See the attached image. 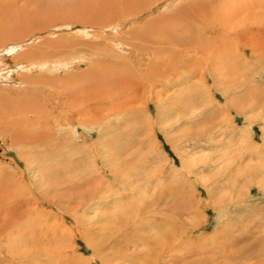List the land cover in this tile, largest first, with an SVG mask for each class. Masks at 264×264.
<instances>
[{
	"label": "rangeland",
	"instance_id": "1",
	"mask_svg": "<svg viewBox=\"0 0 264 264\" xmlns=\"http://www.w3.org/2000/svg\"><path fill=\"white\" fill-rule=\"evenodd\" d=\"M139 1L114 9L115 28L91 24L87 37L83 15L109 16L113 0H0V34L20 25L33 36L14 57L31 43L63 45L62 37L99 52L47 75L83 74L66 90L73 126L64 125L66 108L47 113V95L34 97L37 117L20 114L24 93L35 90L0 82L16 90L0 91V264H264V0H213L207 10L201 0ZM41 3L51 8L38 12ZM160 14L167 22L145 54L140 34ZM225 17L228 37L210 38ZM116 32L121 56L103 38ZM165 37L171 47L155 53ZM197 47L204 59H193ZM103 64L107 72L96 73ZM94 122L91 133L77 125ZM15 131L46 139L13 144Z\"/></svg>",
	"mask_w": 264,
	"mask_h": 264
},
{
	"label": "bare ground",
	"instance_id": "2",
	"mask_svg": "<svg viewBox=\"0 0 264 264\" xmlns=\"http://www.w3.org/2000/svg\"><path fill=\"white\" fill-rule=\"evenodd\" d=\"M87 1V0H86ZM139 0H113V2H115V4H114V6H113V13L112 14H110L109 16H106V15H108V14H106V15H102V16H98V14H96V15H94V12H95V10H93V9H89V10H87V13H89V15H86V17L83 15V17H82V19H83V22H82V25H83V27L82 28H80V30H82V32H83V35L84 36H86V34H87V31H88V33H89V28H91V24H95V25H97L98 26V28L99 29H101V30H105L106 28H111L112 29V27L113 28H115L117 25H118V22H116V21H114L115 20V18H116V20H117V14L116 15H114V13H116V12H118V9L117 10H114V9H116L117 7H119V6H125V8H126V12H129V11H132L133 9L132 8H134L133 7V5L132 4H136V2H138ZM141 1V0H140ZM139 1V2H140ZM145 1V0H144ZM160 1V0H159ZM178 1V0H177ZM96 2V1H95ZM99 2V1H98ZM123 2V3H122ZM143 2V1H142ZM149 2H151V0L149 1ZM100 3H101V1H100ZM154 3V2H153ZM156 3V2H155ZM158 3V2H157ZM163 3V2H162ZM200 4H202L203 5V7L205 8V10H207L209 7H210V5L211 4H213V0H201L200 2H199ZM5 4V3H4ZM41 4H43V3H41ZM57 4V3H56ZM91 4V3H90ZM152 4V3H151ZM204 4H206V5H204ZM44 5V4H43ZM46 5V4H45ZM44 5V7H40V8H38V12H43L44 13V11H45V9H49V8H51L50 6H48V4H47V6H45ZM149 6H150V3H149ZM148 6V7H149ZM152 6V5H151ZM175 6V5H174ZM141 7V6H140ZM182 7H184V6H182ZM181 7V8H182ZM56 8V7H55ZM68 8V7H67ZM152 8V7H151ZM157 8V7H156ZM155 8V9H156ZM186 7H184L183 9H185ZM40 9V10H39ZM121 9V8H120ZM140 9H142V8H140ZM165 9H166V7H165ZM68 10V9H67ZM144 10V9H143ZM148 10V9H147ZM154 10V9H153ZM49 11V10H48ZM62 11H64V10H62ZM73 11H75L74 10V8H73ZM72 11V12H73ZM152 11V10H151ZM163 11V10H162ZM161 11V12H162ZM59 12H60V10H59ZM71 11H70V15H71V13H72ZM134 12V11H133ZM160 12V13H161ZM166 12H168L169 13V11H166ZM242 12V11H241ZM46 13V12H45ZM75 14H76V12H74ZM167 13V14H168ZM183 13V12H182ZM181 13V14H182ZM231 13V12H230ZM60 14V13H59ZM62 14H64V13H62ZM91 14V15H90ZM163 14H165V13H163ZM181 14H179V15H181ZM20 15V14H19ZM36 15V14H35ZM55 15V14H54ZM61 15V14H60ZM74 15V14H73ZM125 15V14H124ZM136 15V14H135ZM178 15V14H177ZM176 15V16H177ZM183 15H184V13H183ZM224 15V14H223ZM227 14H225V16H226ZM18 16V15H17ZM16 16V17H17ZM20 16H23V15H20ZM78 16H79V14H78ZM145 16H147V15H145ZM169 16V15H168ZM174 16V15H173ZM228 16V15H227ZM41 17V16H40ZM63 17V16H62ZM68 17V16H67ZM81 17V16H80ZM85 17V18H84ZM126 17V16H125ZM129 17H130V15H129ZM149 17V16H148ZM152 17V16H151ZM175 17V16H174ZM229 17H231L230 15H229ZM166 18H167V16H166ZM222 18H223V16H222ZM9 19V18H8ZM16 19V18H15ZM17 19H18V17H17ZM21 19H22V17H21ZM85 19V20H84ZM126 19H127V17H126ZM144 19V22H145V18H143ZM226 17L221 21V22H217L214 26H211L210 28H209V32H211L212 34H213V37H210V38H213V39H215V38H217V39H221V38H223V39H225V38H227L228 37V35H226V33H224L225 32V30H227L226 29V26H227V22H226ZM137 20V19H136ZM150 21H148L147 22V24L145 25L146 27H151V26H155V25H157L159 22H161V21H163V20H165L166 21V19H165V16H163V15H157V16H155V17H153L152 19L150 18L149 19ZM168 20H169V17H168ZM18 21V20H17ZM25 21V20H24ZM23 19H22V24H23ZM71 21V20H70ZM118 21V20H117ZM181 21H184L183 20V18H181ZM77 22V21H76ZM167 22V21H166ZM172 22V21H171ZM75 23V22H74ZM174 23H176L175 22V20H173V24ZM181 23V22H180ZM180 23H179V21H178V23H176L177 24V26H179L180 25ZM1 24H3V23H1ZM6 24V23H5ZM10 24V23H9ZM47 24V23H46ZM105 24H109V25H111V26H104ZM173 24H169L170 25V27L173 25ZM24 25V24H23ZM69 26H70V28L71 27H73V25L72 24H68ZM68 25H63L65 28H68ZM176 26V25H175ZM174 26V27H175ZM177 26L175 27V30L174 29H172V27H171V29L172 30H174V31H176L177 32V30H176V28H177ZM181 26V25H180ZM26 27H28V26H26ZM25 27V28H26ZM75 27V26H74ZM136 27V26H135ZM142 27H144V26H142ZM1 28V27H0ZM18 28V29H17ZM20 28V29H19ZM57 28V27H56ZM119 28V27H118ZM139 28H140V25H139ZM152 28V27H151ZM154 28V30L152 31V29L151 30H144V32L142 33V35L140 34V37H139V44H142L143 46H144V49L142 48L141 50L142 51H144L145 52V54H149L151 51H149V49H146V47H149V46H147V45H144L145 44V42L147 43H151V41H152V39H151V33H153V37H155L154 36V34L156 33V31L160 28V26H158L157 25V27L155 26V27H153ZM168 28H169V26H168ZM2 29V28H1ZM12 29V30H11ZM11 29H6L5 31H3L1 34H0V82H3V84L4 83H7L8 84V82H7V80L9 79L10 81H9V83H14L15 84V86L16 85H22L21 87L22 88H24L26 91H28V90H30V91H34L33 93H29V92H26V93H24V97H23V99H22V104L24 105V107H21V100H20V102H19V105H18V107H16L17 109H18V111H19V113L20 114H23V115H28V116H35V117H37V115H38V110L41 112V110L40 109H38L37 108V105H36V103H35V99H34V97H38L39 98V95L40 96H42V95H47V98L48 99H51L50 101H51V103H52V105L50 106V109H49V112H47L46 110V112L48 113V114H50V113H52V112H54L55 110H57V109H59V110H61V112H62V110L64 109V108H66L68 111H69V99L70 98H68V94H67V92H66V90L70 87V86H72L73 88H75L74 86H76L75 84H72V83H76V81L78 80V82H79V80L81 81V76L83 75V74H72V75H70V76H66V77H64V78H61L60 79V81H57V79H55V78H51V77H48L47 75H53L54 74V72H67V71H71L73 68V64H76L77 65V63L78 64H80V62L81 61H83V60H89V62L91 61V59H92V56H93V58H95L96 60H97V57H98V53L96 52H94L95 54H91V55H88V53H87V51L89 50V49H87V47H88V42H85V41H81L80 42V44H81V46H79L80 44H79V42H77V40L75 39L74 41H76V42H73L72 40H73V38H72V40H69L68 39V37H62V39H60L59 41L60 42H62V44L63 45H60L57 41H56V45L53 43V42H47L46 40L45 41H40L39 43H31V44H29V45H27L25 48H26V50H24L23 52H21L20 53V55L19 56H17V57H14L13 56V53H14V51L16 50V49H19L20 47H23V44L25 45V43L26 42H28V41H30L31 39H33L32 37L33 36H29V35H25L24 33H22L23 32V29H22V26H20V25H12L11 26ZM170 29V30H171ZM183 29V26L181 27V31H183L182 30ZM115 31H117V29H115ZM185 31V30H184ZM97 32V31H96ZM100 32V31H99ZM103 32H105V31H103ZM170 32H172V31H169V33ZM176 32H174V33H176ZM34 33H37V31H35V32H33L32 34H34ZM101 34H102V31L100 32ZM117 34L119 33V32H116ZM125 33V32H124ZM160 33H161V31H160ZM174 33H172L173 34V36H175L176 34H174ZM178 34H179V30H178V32H177ZM181 33V32H180ZM129 34H131L130 32H129ZM165 34V33H164ZM178 34H177V36H178ZM92 36V34H88L87 35V37H89V36ZM94 35H95V33H94ZM124 35V34H123ZM132 35V34H131ZM171 35V34H170ZM245 35V34H244ZM132 36H134V35H132ZM195 36H197V34L195 35ZM99 37V36H98ZM119 34L118 35H116V36H113L112 34L111 35H109V37H108V35H106V36H104L103 38H104V41H109V40H111L112 42H117L116 43V47H117V49L118 50H113V48H112V50H109V52H111L112 54H113V56H121L122 54H120V52L121 51H123V39L121 40V38L119 37ZM163 37V36H162ZM176 37V36H175ZM101 38V37H100ZM123 38V37H122ZM127 38V37H126ZM133 38V37H132ZM138 38V37H137ZM161 38V37H160ZM177 38H179V37H177ZM182 38V37H181ZM180 38V39H181ZM197 38V37H196ZM84 39H86V37L84 38ZM130 39L131 38H129L128 39V41H130ZM136 39V38H135ZM135 39H132V41L133 40H135ZM183 39H186L187 40V38H183ZM87 40V39H86ZM96 40H98V38L97 37H95V36H93V37H91V40H90V42L91 41H96ZM99 40H101V39H99ZM116 40V41H115ZM137 40V39H136ZM161 40H163L162 38H161ZM38 41V40H37ZM131 41V42H132ZM138 41V40H137ZM141 41V42H140ZM173 41V38L172 39H169L168 37H165V39H164V42H163V44L161 45V44H159L158 42V45L159 46H156L155 48V50H154V52L155 53H157V52H159V53H162L163 52V47H169L170 46V44L171 43H173L172 42ZM180 41V40H179ZM135 42V41H134ZM189 42V41H188ZM107 43V42H106ZM105 43V44H106ZM128 43V42H127ZM147 43V44H148ZM161 43V42H160ZM190 43V42H189ZM27 44V43H26ZM70 44L72 45H74L73 47L77 50V54H71L70 52H69V48H70ZM91 44V43H90ZM93 44V43H92ZM129 44V43H128ZM128 44H126V46H128ZM151 44H153V43H151ZM150 44V45H151ZM175 44V43H174ZM182 44H183V42H182ZM181 44V45H182ZM186 44V43H185ZM93 45H95V44H93ZM92 45V46H93ZM109 45H111V44H109ZM154 45V44H153ZM99 46H101V44L99 45ZM112 46H113V44H112ZM125 46V45H124ZM141 46V45H140ZM173 46V45H172ZM108 47V46H107ZM137 46H135V48H136ZM171 47V46H170ZM24 48V47H23ZM73 48V49H74ZM242 48H243V46H242ZM92 49V48H91ZM90 49V50H91ZM105 49H107V48H105ZM105 49H103V50H105ZM140 49V48H139ZM226 49V48H225ZM98 50V49H97ZM125 50V49H124ZM138 50V49H137ZM140 50V51H141ZM151 50V49H150ZM243 50V49H242ZM107 51V50H106ZM120 51V52H119ZM175 53L178 55V57L180 58H184V56L182 55V49L180 50H178V49H176L175 48ZM185 51H187L186 53L188 54V50H185ZM194 51V53H192V57H193V59H194V57H197L198 59L199 58H203L204 59V52H205V48H202V49H198V47L196 48V49H194L193 50ZM75 52V51H74ZM92 52H93V49H92ZM124 52V51H123ZM166 52V51H165ZM191 52V51H190ZM104 53V52H103ZM139 53V52H138ZM173 53V52H172ZM181 53V54H180ZM18 54V53H17ZM151 54V53H150ZM104 55V54H103ZM108 55H110V54H108ZM108 55H106V56H108ZM134 55H136L137 56V54H134ZM172 55V54H171ZM143 56H144V54H141V56L139 57V58H143ZM219 57H221V55H219ZM128 59H130L129 57H127ZM150 58V57H149ZM153 58V57H152ZM156 58V57H155ZM179 58H178V60H179ZM111 59V58H110ZM109 59V60H110ZM117 59V58H116ZM126 59V58H125ZM154 59V58H153ZM166 58H164L163 60H165ZM170 58H168V60H169ZM176 59V58H175ZM98 60H99V58H98ZM103 60H104V58H103ZM119 60V59H118ZM117 60V61H118ZM121 60V59H120ZM133 60V59H132ZM139 60V59H138ZM137 60V61H138ZM145 60V59H144ZM151 60V59H150ZM161 60V59H160ZM184 60H186V59H184ZM228 60V59H227ZM104 61H106V60H104ZM134 61V60H133ZM142 61V60H141ZM140 61V63H143V62H141ZM182 61V60H181ZM111 62V61H110ZM150 62V61H149ZM165 62V61H164ZM163 62V63H164ZM172 62V61H171ZM186 62V61H185ZM189 62V60L187 61V63ZM191 62V61H190ZM106 63V62H105ZM116 63V62H115ZM136 63V62H135ZM139 62H138V64H140ZM177 63V62H176ZM182 63H184V61L182 62ZM102 64V63H101ZM152 64V63H151ZM156 64V63H155ZM158 64V63H157ZM165 64V63H164ZM146 65V64H145ZM184 65V64H183ZM140 66V65H139ZM142 66V65H141ZM144 66V65H143ZM146 66H148V64L146 65ZM154 66V65H153ZM152 66V67H153ZM163 66V65H162ZM172 67V66H171ZM146 69V68H145ZM172 70V69H171ZM95 70H93L92 71V73L94 72ZM13 72L15 73V72H19V75H17L16 77H18V78H15V75H14V78H12L11 77V75L13 74ZM96 73H99V74H102L103 72H104V74H105V72H107V68L104 66V64H103V66L101 65V67H99V69H97L96 71H95ZM167 72H168V70H167ZM169 72H170V70H169ZM23 73H25V75L23 74ZM40 73V74H39ZM53 73V74H52ZM111 73V72H110ZM167 74V73H166ZM86 75V74H85ZM163 75V74H162ZM85 77V76H84ZM106 77V76H105ZM89 78V77H88ZM100 78V77H99ZM59 79V78H58ZM12 83V84H13ZM13 84V85H14ZM20 87V86H19ZM71 87V88H72ZM16 88V87H15ZM19 89V88H18ZM53 90H55V92H53ZM0 91H2V92H6V93H8L9 94V96L10 95H12V94H16V93H14L16 90H14V89H12V87H8V86H4V85H2V86H0ZM79 92V91H78ZM82 92V91H81ZM76 94V93H75ZM21 95V94H20ZM70 95H71V92H70ZM18 96H19V94H18ZM15 97V96H14ZM16 97H17V95H16ZM51 97V98H50ZM7 99V98H6ZM19 99H21V97L19 98ZM44 100L46 99V96H45V98H43ZM47 99V100H48ZM16 100H17V98H16ZM71 100H73V99H71ZM25 101V103H23ZM38 101V100H37ZM43 101V100H42ZM72 103V102H71ZM45 104H46V102H45ZM72 104H74V103H72ZM85 104V103H84ZM84 104H83V106H84ZM47 105V104H46ZM46 105H45V107H46ZM175 105V104H174ZM79 106H82V105H79ZM49 107V106H48ZM0 108L2 109V108H5L4 107V105H1L0 104ZM38 110H37V109ZM83 108V107H82ZM93 108V107H92ZM175 108H176V105H175ZM42 110H44V109H42ZM48 110V109H47ZM176 110V109H175ZM23 111V112H22ZM31 111H35L36 113L35 114H32L31 113ZM45 111H43V112H45ZM68 111H66L67 113H66V115H65V122H64V125H69V126H73V124H72V120H71V118H70V116H73V115H71L70 114V111L68 112ZM96 111V110H95ZM177 111V110H176ZM180 110H178V112H179ZM15 112H16V110H15ZM39 112V113H40ZM80 112H81V110H80ZM42 114V113H41ZM75 114H76V112H75ZM1 115V114H0ZM8 116V115H7ZM40 116H42V115H40ZM46 117V116H45ZM12 118V117H11ZM31 118V117H30ZM34 118V117H33ZM44 118V117H43ZM50 118V117H49ZM97 118V117H96ZM99 118V117H98ZM29 119V118H28ZM42 119V118H41ZM47 119V118H46ZM4 121V120H3ZM103 122V121H102ZM2 123V122H1ZM35 123V122H34ZM33 123V124H34ZM41 123V122H40ZM104 123V122H103ZM99 122L97 123H92L91 125H85L84 123H78L77 125H79V126H81L82 125V127L83 128H85L87 131H88V133H91V129H94V128H98L99 127ZM35 125V124H34ZM26 126V125H25ZM31 125H29V127H30ZM88 126H90L89 128H91V129H89V128H87ZM36 127V126H35ZM56 127V126H55ZM31 128V127H30ZM74 128V127H73ZM33 129V128H32ZM75 130V129H74ZM2 131V130H1ZM26 131H28V130H26ZM71 131H72V129H71ZM20 132V131H19ZM18 131H15V133L14 134H9L8 133V135H10V138H11V141H12V143L14 144H16V143H25V144H31V143H34V144H36V143H38L41 139H43V137H44V135L45 134H43L42 132V134L39 136L38 134L37 135H35V134H33L32 132L31 133H19ZM40 132V131H39ZM77 132V131H76ZM16 134H18V135H20V137L18 136V137H15V136H17ZM72 135H74V133L72 134ZM77 135V134H76ZM75 136V135H74ZM76 138H78V136L76 137ZM44 139H46L45 137H44ZM40 143H42V142H40ZM33 146V145H32ZM37 146H39V144L37 145ZM33 147H35V145L33 146ZM40 147V146H39ZM108 147V146H107ZM110 148V147H109ZM21 154H23V153H21ZM22 156V155H21ZM105 156V155H104ZM106 156H108V155H106ZM116 159V158H115ZM43 169V168H42ZM20 205V203H17V202H14V204H12V210H11V214H12V216L13 215H16V213H15V210H17V207ZM15 206V207H14ZM13 208H14V210H13ZM20 216H21V214H20ZM7 217V216H6ZM20 218V220H22V217H19ZM19 218L17 217L16 219H13L12 221L13 222H16V223H18V221H20L19 220ZM12 219V218H11ZM7 222H9V220L7 221ZM18 237H19V235H18ZM21 238V237H20ZM242 253V252H241ZM243 257H246V256H242V258ZM240 258V257H239ZM16 261V260H15ZM18 262V261H17ZM19 263V262H18ZM153 263V262H152ZM238 263V262H237ZM155 264V263H154ZM164 264V263H163ZM166 264V263H165Z\"/></svg>",
	"mask_w": 264,
	"mask_h": 264
}]
</instances>
